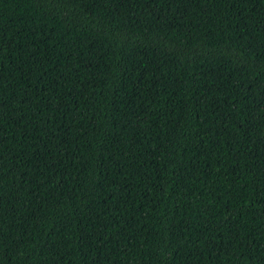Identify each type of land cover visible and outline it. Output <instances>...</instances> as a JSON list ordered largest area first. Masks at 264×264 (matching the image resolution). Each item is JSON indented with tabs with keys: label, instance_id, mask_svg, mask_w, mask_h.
<instances>
[{
	"label": "trees",
	"instance_id": "trees-1",
	"mask_svg": "<svg viewBox=\"0 0 264 264\" xmlns=\"http://www.w3.org/2000/svg\"><path fill=\"white\" fill-rule=\"evenodd\" d=\"M0 264H264V0H0Z\"/></svg>",
	"mask_w": 264,
	"mask_h": 264
}]
</instances>
